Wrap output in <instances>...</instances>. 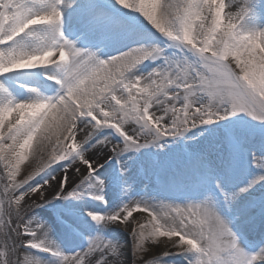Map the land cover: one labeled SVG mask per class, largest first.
<instances>
[{
  "label": "snow or ice",
  "instance_id": "snow-or-ice-1",
  "mask_svg": "<svg viewBox=\"0 0 264 264\" xmlns=\"http://www.w3.org/2000/svg\"><path fill=\"white\" fill-rule=\"evenodd\" d=\"M257 6L264 8L259 0H0V76L45 66L56 88L54 95L30 88L34 96L17 100L0 80V264H50L32 250L60 264H129L123 245L104 235L112 224L132 236L131 264L187 253L188 264H264V246L246 251L228 215L264 213V195L255 193L264 187V141L259 155L248 152L261 173L233 189L229 178L245 151L233 129L215 158V148L185 146L181 165L160 166L155 182L171 198L140 196L113 211H89L98 228L81 251L65 255L49 227L29 215L68 196L107 203L98 170L125 152L181 138L198 145L210 131L203 126L240 113L264 124V28L244 23ZM68 8L82 13L77 40L65 32ZM117 36L130 43L107 55ZM81 39L99 46H81ZM145 62L155 67L140 71ZM105 128L121 142L97 138ZM104 150L102 163L95 152Z\"/></svg>",
  "mask_w": 264,
  "mask_h": 264
},
{
  "label": "bare ground",
  "instance_id": "bare-ground-1",
  "mask_svg": "<svg viewBox=\"0 0 264 264\" xmlns=\"http://www.w3.org/2000/svg\"><path fill=\"white\" fill-rule=\"evenodd\" d=\"M114 2V0H112ZM241 0H237V3H240ZM259 4L264 5V0H259ZM119 6H117L118 8ZM127 10H125V13ZM78 13L73 8H68L65 10V17H66V25L70 26L69 30L67 31V34H70L68 37L70 39L76 40V37L73 35V32L76 34H81L84 29L81 26V20H79L76 24L73 26V22L75 21V16ZM75 15V16H74ZM135 15L129 17L130 20L134 18ZM141 19H143L141 17ZM264 8H261L257 6L252 13H250L249 17L245 20V27L246 28H264ZM128 42V40H125V43ZM112 45V44H111ZM92 47L99 46L98 43L91 45ZM86 47V46H84ZM58 56L52 57V59H57ZM151 64L148 66L140 67V71H150L151 70ZM23 71H30V72H38L41 73V79L48 83L49 90L48 92H41L40 93L44 95H54L56 92V88L53 87L54 81L47 80V76L45 73L48 71L47 67L41 66L36 69L31 70H19L18 72H12L5 74L4 76H0V80L4 81L6 87L8 88L9 92L12 96H14L17 100H25L35 95V93L31 92L29 89L33 88L28 86L25 83H18L16 85L11 84V79L15 78L16 76L23 75ZM195 132V130H193ZM190 135L192 133H189ZM240 135V133H238ZM105 135H98L97 138H102ZM204 135L203 137H200L199 144H194L191 140L185 144V146L188 147L189 150H205L209 148H215L216 151L212 152L213 158L218 154V152L221 149V141L223 137L221 135H218L216 133L212 134L211 136ZM241 139L244 141V157L243 161L241 162V168L238 171V173L235 176V184L231 186L233 189L237 184L244 186L246 185L251 178L255 175H259L261 173V170L255 165L250 164L248 160V152H256L258 155L260 153L257 152L259 149V145H261V141L258 139L252 138V139H246V134L240 135ZM183 139V138H181ZM114 142V141H112ZM115 143V142H114ZM184 146V147H185ZM184 149H179L175 143H169L165 148H157L155 146H151L148 148H145L144 154L137 153L135 155L134 151H129L123 153V155L117 160L115 157L111 160H113V164H109V161L107 163H104V167L99 169L98 172L102 171L104 168H107V171H116L115 174H105V176L100 177L101 180L104 181V187H103V195L105 196V200L107 203H104L102 201L96 200L91 196H81V197H72L68 196L67 200L63 203V208L61 209L62 212L67 213L69 216L68 219H70L71 228L75 227V231L73 232L74 235L72 237L68 238V241H70L71 248L78 247V250H73L72 253H69V251L60 250L65 255H71L75 252L81 251L88 245L89 237L94 236L97 231V224L95 221L91 219L87 215V213L91 210H97V211H113L117 208L121 207L123 203L127 202L129 199L133 198H139L140 196H146V197H155L157 199H166L171 198L161 192L158 189L157 184L155 183L153 176L155 174L154 167L157 169L160 168L161 165H167V170H171L172 165L179 166L184 162L185 156L182 157V151ZM95 151V150H94ZM107 150H104V152H95V155H98L100 157L101 162L103 163L105 158L107 157ZM156 156L158 159L156 162L153 161V156ZM32 157L29 156V160L25 161L24 164L21 166L22 172L21 176L18 177V179H22L24 175L27 173L24 171L27 165L31 163ZM244 163V164H243ZM2 164H0V169H2ZM62 165H57L52 170L53 172H58ZM124 169V171H121V169ZM31 169H29L30 171ZM161 170V168H160ZM100 174V173H99ZM48 177V173H43L41 176L36 177V182H42L43 179H46ZM127 181V183H124L123 181ZM2 182V181H0ZM80 182L79 179L75 181V183H72L67 188V191L69 192L70 189L78 185ZM94 189H89V191H93ZM255 193L257 196L264 195V190L262 189V186L257 185L255 187ZM248 195L245 194L243 199H247ZM176 202L183 203V197H176ZM45 208L44 205L42 207L34 208V211L30 213V216L37 217L40 221L44 222L50 229V221H48L44 217V213H41L42 209ZM255 214L259 215V217L264 218V213L261 212V210L257 207L252 215L255 216ZM138 215V214H134ZM229 217H233L234 212L233 210L228 213ZM69 223V225H70ZM68 224V223H67ZM243 228L246 230V232H249L250 235H252L255 239V244L252 248L245 247L241 242V246L248 252H256L258 251L262 246H264V220L262 222V225L260 228H257L256 225H253L251 221H247L243 223ZM262 230V231H261ZM65 232V231H64ZM51 234V232H49ZM104 235L110 239L118 241L121 245H123L122 252L124 253L125 258L128 260L129 264H131L132 259V236L131 234L126 231L123 227H120L116 224L109 225L106 229H104ZM163 247V246H161ZM21 251H23L21 249ZM34 255H38L43 252H36L35 250H32ZM174 252V250H173ZM176 255V254H173ZM180 256L186 264H188V258L192 257V253H187L184 255H178ZM168 256L162 257L163 264H172L170 262H165L166 258ZM50 260L54 261V264H60V259L58 257H51Z\"/></svg>",
  "mask_w": 264,
  "mask_h": 264
},
{
  "label": "rangeland",
  "instance_id": "rangeland-1",
  "mask_svg": "<svg viewBox=\"0 0 264 264\" xmlns=\"http://www.w3.org/2000/svg\"><path fill=\"white\" fill-rule=\"evenodd\" d=\"M263 23H264V20H263ZM68 30L69 29L65 26V32L66 33H67ZM81 34H76V32L75 33L73 32V35L75 37L77 36L76 37L77 39L79 37H81ZM69 35L70 34H67V36H69ZM115 38H118V36L115 37ZM129 43L130 42H128V44ZM128 44H126V45H128ZM126 45L121 47V48H119L117 50V52L120 51V50H126ZM117 52H115L113 55L117 54ZM150 64H151V66H150L151 68L155 67V63H150ZM16 72H18V71H16ZM22 74L23 75H19V76H16L15 78H12L11 79V84L16 85V84L21 82V83L27 84L30 87L36 88L37 90H39V91H41L43 93L48 92L49 85H48V83L44 82L41 79V73L23 71ZM221 127L222 128H226L227 130L228 129H233V130H235L237 132V134L240 133V135L241 134H246V139L255 138V139H258L261 142L264 141V124H262L261 122L255 120L254 118L250 117L249 115H247L245 113L237 114V116H235V117H229L225 121H218L216 124H213V125L203 126L200 129V131H204L205 128L209 129L210 131H206L205 132V135H207L206 136V138H207L208 135L211 136L214 133H216L218 135H221V132H220V129H219ZM103 131H107V133L103 134L102 133ZM99 135L108 136L115 143L121 142V139H122L117 133L114 132V130H112L110 128H105L103 130H100L99 131ZM241 140L244 143L243 139H241ZM222 141H223V139H222ZM222 141H221V144H220L221 149H222V146H223L222 145ZM174 143L179 149H184L185 148L184 147L185 146V142L183 141V139H181L179 142H174ZM259 147H260V145H259ZM144 150H145V148L144 149H140L138 152H135V155L137 153L145 155L146 153L144 154ZM257 152L259 153L258 150H257ZM182 157H184V150L182 151ZM242 157H244V152L241 154V158ZM152 158H153L154 162H156L157 159H158L155 155ZM113 162H114L113 160H110L109 164H113ZM154 171H155V167H154ZM99 173H100L99 177H103V176H105L106 173L107 174L108 173L109 174H115L116 171L112 170V171L108 172L107 168H104ZM76 186L73 187L72 189H70L69 192H71L74 188H76ZM238 187H242V186L237 184V186H235V188H238ZM262 189L264 190V187H262ZM65 200H67V199L51 200L50 203L44 205L45 208L42 209L41 213H44V217L48 221H50V232H51V234H49V235H50L51 239L55 242V244L58 246L59 250L69 251V253H72V251L74 249L78 250L79 248L78 247L71 248L70 241H68V238L72 237V235H74L73 232H76V231L74 229L75 227L71 228L70 219H68L69 216L67 215V213L61 211V209L64 207L63 203H64ZM32 211H34V209ZM29 215H30V213H29ZM247 215L248 214H243V215H241V217H237V218L242 223L243 220L244 221L246 220ZM257 218H259V216L255 217V219L252 221V224H256ZM69 223H70V225H69ZM39 255H40V257L43 260L49 261L50 264H54L55 263L54 261L49 259L52 256L48 255L47 253H40ZM165 262H170L172 264H186L184 262V260L178 255H169L166 258Z\"/></svg>",
  "mask_w": 264,
  "mask_h": 264
}]
</instances>
